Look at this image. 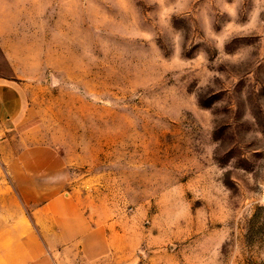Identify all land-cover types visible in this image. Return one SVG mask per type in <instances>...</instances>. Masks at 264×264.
<instances>
[{"label":"rangeland","instance_id":"374dc122","mask_svg":"<svg viewBox=\"0 0 264 264\" xmlns=\"http://www.w3.org/2000/svg\"><path fill=\"white\" fill-rule=\"evenodd\" d=\"M0 80V226L53 200L58 264H264V0H0Z\"/></svg>","mask_w":264,"mask_h":264},{"label":"crops","instance_id":"0c3cea01","mask_svg":"<svg viewBox=\"0 0 264 264\" xmlns=\"http://www.w3.org/2000/svg\"><path fill=\"white\" fill-rule=\"evenodd\" d=\"M21 90L23 83L0 80V126L3 127L0 131L7 140L13 135L12 132L24 123L26 116V103ZM39 152L33 149L25 150L9 166V172L19 193L23 194L26 190L36 188L37 185H34L31 179L32 173L53 172L52 165L47 162L32 163L31 158L39 155ZM53 184L52 181H46L48 188L54 189ZM51 193H55L54 190ZM55 202H47L41 211L31 217L18 202L21 209L17 207L9 216L8 224L0 226V264H58L55 260L57 247L45 243L43 239L44 236L64 233L65 219L62 211L54 210Z\"/></svg>","mask_w":264,"mask_h":264},{"label":"built area","instance_id":"2783aa9c","mask_svg":"<svg viewBox=\"0 0 264 264\" xmlns=\"http://www.w3.org/2000/svg\"><path fill=\"white\" fill-rule=\"evenodd\" d=\"M2 137L0 136V141H1Z\"/></svg>","mask_w":264,"mask_h":264}]
</instances>
